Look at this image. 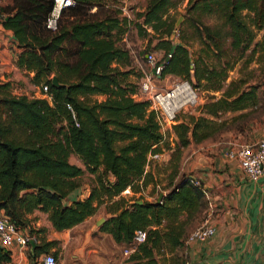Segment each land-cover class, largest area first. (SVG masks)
I'll return each instance as SVG.
<instances>
[{
    "label": "trees",
    "instance_id": "obj_1",
    "mask_svg": "<svg viewBox=\"0 0 264 264\" xmlns=\"http://www.w3.org/2000/svg\"><path fill=\"white\" fill-rule=\"evenodd\" d=\"M107 1L75 0L62 9L56 29L48 25L55 0L0 2V19L21 48L17 65L33 71L31 81L48 83L53 93L49 100L0 92V211L22 229L37 209L47 212L54 226L64 230L124 190H141L154 180V173L147 170L150 153L162 152L164 143L172 146L167 132L176 134L174 156L179 160L183 147L225 128L226 121L218 119L222 111L240 110L255 102V90H240L246 83L241 78L237 86L231 82L221 96L211 95L201 105V113L186 115L165 132L151 100L135 96L139 87L129 80L133 69H124L132 64L131 51L119 43V35L127 30L126 24L134 23L142 34L152 36L153 47L165 51L162 76L173 74L196 80L207 90H222L235 61L254 42L247 61L254 60L258 46L264 56V35L256 41L257 30L264 29V0H191L201 13L217 14L229 25L225 31L198 24L202 44L196 57L187 44L174 41L178 28L168 16L174 0H149L136 22L118 15L106 6ZM178 31V37H183ZM211 57L217 58L216 63L210 62ZM54 75L61 85L53 83ZM9 85V81L0 83V90ZM96 94L105 97L93 99ZM72 153L83 159L86 168L70 160ZM86 170L96 174L97 183L86 197L69 200L79 187L77 177ZM192 182L193 178H187L175 183L161 202L127 206L126 199L115 200L101 228L118 242L131 243L137 228L147 229L166 219L167 243L182 244L187 228L180 223V215L188 210L191 221L204 205L202 185ZM161 232L159 227L149 228L147 240L137 246L127 264H159L154 248L161 242ZM58 243L38 234L35 246L30 245L33 263ZM54 253L58 256L59 249ZM12 259V249L0 245V264H10Z\"/></svg>",
    "mask_w": 264,
    "mask_h": 264
},
{
    "label": "rangeland",
    "instance_id": "obj_2",
    "mask_svg": "<svg viewBox=\"0 0 264 264\" xmlns=\"http://www.w3.org/2000/svg\"><path fill=\"white\" fill-rule=\"evenodd\" d=\"M190 1L191 0H174V5L169 9L168 16L170 19L175 21V26L181 30V33L183 34V37L173 36L175 39L174 41L187 44L192 53V57H196L202 44L197 30L199 27L198 24L201 26L207 24L213 29L220 27L225 31L229 30V25L225 24L224 19L217 14L205 12L201 13L200 10L194 8V2ZM148 3L149 0H108L106 2V6L115 10L116 13L121 17L128 16L130 19H134L136 22L142 19L138 18L137 16L140 12L146 9ZM96 9L97 7L93 8L91 11H96ZM244 14L247 15L248 12L245 11ZM249 15L252 14L249 13ZM180 19L181 21L179 22ZM126 29L127 30L124 33L119 35V43L130 49L132 55V64L130 66H124V69H133V72L129 75V80L137 83L138 87L140 88V83L144 80L147 74L150 73L152 67L150 61L147 58V53L153 52L155 57L158 60H161L165 55V51L163 49H157L153 47L155 42H152V36L142 34L134 23L126 24ZM149 30L153 32L152 28H149ZM263 35L264 29L257 30L256 41L258 39H262ZM228 45L229 41L227 42V46ZM254 45L255 42L244 53V56L235 61V66L229 70L228 78L224 81V88L222 90H207L203 85L198 84L196 80L191 81L198 89L200 95V104L196 108H190L186 111H181L180 119L191 113H201V105L211 99V95H215L216 97L221 96L224 89H226L231 82L235 81V83L232 85L237 86L241 78L246 79V83L244 82L240 85V90H255L254 92L256 93V98L254 100V104L241 110L222 111L218 119L220 121H226L225 123L227 125V129L222 130L215 136L207 138L203 141H192L190 144L183 147L181 159L179 160L174 156L176 151L175 146L177 144L176 134L170 129V127L163 129L165 132L168 129L171 130L170 135L168 132L166 134L168 137L167 139L171 141L172 146L170 148L164 143L163 151L157 152L159 153V156H154L153 154L155 153H150L147 170L154 173V180H152L147 186L142 187V189L139 191H134L132 188H128L121 194L116 195L113 199H109L107 202L102 204L95 213L96 222L94 221V225L98 230H103L101 228L102 224L112 214L110 206L114 205L115 200L124 198L126 199L127 206H130L133 201L136 200L157 202L159 200L161 191H164L163 197L159 200V202H161L164 196H167L170 193L175 183L187 178H199L204 190V196L202 198L204 205L195 212V216L191 221L188 220V218H190L188 210L180 215V223L184 224L185 228H187L182 238V244L172 247L169 243H167L166 235L164 233L168 229L166 219L163 220L162 224H153L146 229L148 230L151 227H159L162 230L161 242L154 248L155 256L158 259L159 264H183L185 261L186 263L191 264L192 260L188 252L189 243L185 241L188 237V234H190L196 227L202 225V223L204 224L206 216L208 213L210 214V212L206 211V207L207 203L209 202L207 186L209 185L211 187V173H220L224 170L230 171L231 168L225 166V164H228L226 161L225 152L228 145L231 143V139L237 137L239 138V136L254 137L259 131L264 133V63L257 64L255 59L251 62L247 61L250 49H252ZM237 54H239V52ZM225 57L223 59H225ZM216 59L217 58L215 57L209 58L211 63H216ZM26 76L27 77L24 78V80H16L13 83L10 82L9 87H3L0 92L2 93V91L9 90L13 93H27L30 96H34L35 92L38 90V85L31 81V75ZM182 78L185 77L173 74L162 76V78L157 80L158 87L160 89L169 88L175 81ZM104 97L105 95L101 94L92 96L93 99H103ZM70 160L86 168V164L78 154L72 153L70 155ZM110 177L112 178L113 176ZM77 181L79 183V187L72 191L69 200L77 197H86L91 191L92 187L97 183L96 174L86 170L84 174L77 177ZM212 212L217 214V211L215 210ZM46 217L48 218V216H45L44 214H37L32 215L31 219L37 218L44 221ZM102 218H105V220L98 224L97 221L101 220ZM185 220L188 222L183 223L182 221ZM32 229L33 230H28V233L30 235H34L36 237L35 240H37L39 233L36 234L35 231H37L38 228L35 229L33 227ZM98 235L101 234L98 233ZM65 237L67 240H70V233L66 232ZM101 239L106 240L104 236ZM106 247H111V244H109L107 241ZM30 248L31 247L29 246L24 249L25 262L27 261L28 264H35L33 263L30 256ZM56 249H59L60 251L58 264H65L66 261H69V264H78V256L72 255L74 250H69V253L61 252V249L63 248L60 240L56 246ZM136 249L137 247H134L131 243H120L116 253L121 264H127L128 258L133 252L136 251ZM99 251H101V249ZM50 252H54V250H51ZM98 254L101 253L98 252ZM81 261L83 262L82 258Z\"/></svg>",
    "mask_w": 264,
    "mask_h": 264
},
{
    "label": "crops",
    "instance_id": "obj_3",
    "mask_svg": "<svg viewBox=\"0 0 264 264\" xmlns=\"http://www.w3.org/2000/svg\"><path fill=\"white\" fill-rule=\"evenodd\" d=\"M20 51L13 31L6 28L0 19V82L13 83L16 80H24L26 75L34 74L33 71L17 65L16 60ZM262 54L258 46L254 58L257 64L264 63ZM35 95L43 96L39 85ZM225 129L226 123L223 130ZM260 132L254 137L233 138L228 147L255 142L264 136V133ZM226 161L228 164L225 166L230 167V171L211 173V187L206 185L209 200L206 211L210 214L208 213L204 223L214 225L216 233L206 240H190L188 234L185 242L189 243L191 263L264 264V175L254 180L243 172L237 159L226 156ZM214 210L217 214L212 212ZM37 214L48 216L47 212L37 209L30 217ZM94 221L96 222L95 213L71 228L58 230L47 217L44 221L34 218L24 230L28 233L33 227L37 229L45 226V231L37 233L48 240H60L63 248L61 252L69 253V250H74L72 255L78 256V264H121L116 252L119 244L125 242H118L109 231L98 230ZM66 232L70 233V240L66 239ZM103 236L106 240L101 239ZM106 241L111 244L110 248L106 247ZM11 249L13 259L10 264H28L24 258L25 247L15 244ZM52 250H56V246ZM65 264H69V261Z\"/></svg>",
    "mask_w": 264,
    "mask_h": 264
},
{
    "label": "built area",
    "instance_id": "obj_4",
    "mask_svg": "<svg viewBox=\"0 0 264 264\" xmlns=\"http://www.w3.org/2000/svg\"><path fill=\"white\" fill-rule=\"evenodd\" d=\"M75 0H55V6L48 19L49 27H58V18L65 6L73 4ZM174 37L179 36V31H174ZM171 53L169 54V56ZM147 58L152 67L150 73L140 83V88L135 96L151 100V107L158 113V118L162 129L171 127L180 119V112L190 108H196L200 104L198 89L189 79H179L169 88L160 89L157 80L162 78V71L165 66L164 60H158L153 52L147 53ZM44 97L53 99L48 83L40 86ZM226 156L230 159H237L243 172L250 178L257 180L264 175V136L255 142H247L232 145L227 148ZM159 156V153L153 154ZM193 182L202 185L201 180L192 177ZM216 233V227L208 222L196 227L189 235L190 240H206ZM147 230L137 228L131 244L137 247L140 243L147 240ZM36 237L25 232L8 215L0 213V245L12 248L15 244L22 247H29L35 242ZM44 264H58V257L53 252L42 254L36 261ZM35 263V264H36Z\"/></svg>",
    "mask_w": 264,
    "mask_h": 264
},
{
    "label": "water",
    "instance_id": "obj_5",
    "mask_svg": "<svg viewBox=\"0 0 264 264\" xmlns=\"http://www.w3.org/2000/svg\"><path fill=\"white\" fill-rule=\"evenodd\" d=\"M181 21V19L179 20V22ZM53 83L55 85H61V82L59 80V77L57 75H54L53 77ZM164 195V191H161V194L159 196V200L163 197ZM159 200L157 202H159ZM133 202H138V203H143V200H136V201H133ZM105 220V218H102L101 220H98V224L102 223L103 221ZM32 244L35 246V242H32ZM36 264H44L43 262H38Z\"/></svg>",
    "mask_w": 264,
    "mask_h": 264
}]
</instances>
